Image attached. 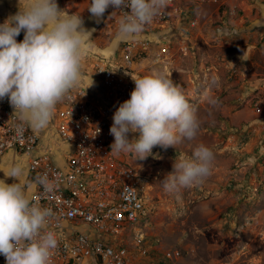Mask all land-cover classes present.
<instances>
[{
	"label": "clouds",
	"instance_id": "1",
	"mask_svg": "<svg viewBox=\"0 0 264 264\" xmlns=\"http://www.w3.org/2000/svg\"><path fill=\"white\" fill-rule=\"evenodd\" d=\"M170 0H90L88 11L99 23L109 7L130 8L118 22L116 39L139 38L168 7ZM24 33L23 40L17 37ZM80 15L60 9L57 0H19L18 11L0 24V100L7 98L17 114L18 127L46 129L57 106L70 98L81 83L86 49L92 34ZM223 37V30H218ZM130 98L113 114L111 154H131L146 159L156 146L176 147L197 137L200 120L181 87L164 73L133 78ZM211 83H216L215 78ZM92 86V84L90 85ZM89 86V87H90ZM88 88V87H87ZM210 103H215L209 98ZM129 139L130 134H136ZM214 152L198 145L191 157L175 160L173 171L161 181L164 190L179 194L198 186L211 174ZM14 183L0 179V255L6 264H52L58 238L51 228L55 212L32 200L33 183L51 191L54 181L47 173L32 181L21 162L3 172Z\"/></svg>",
	"mask_w": 264,
	"mask_h": 264
},
{
	"label": "built area",
	"instance_id": "2",
	"mask_svg": "<svg viewBox=\"0 0 264 264\" xmlns=\"http://www.w3.org/2000/svg\"><path fill=\"white\" fill-rule=\"evenodd\" d=\"M204 4L225 7L222 0H170L144 33L167 29L183 6ZM130 11L109 7L104 27L118 29L123 12ZM229 14L236 17L237 9H230ZM4 21L0 17V24ZM190 25L195 27L197 20H191ZM225 32L227 37L238 33L234 27ZM16 39L22 41V33ZM172 46L183 56L192 52L186 38L174 41L163 33L158 42L144 37L126 40L116 53L90 58L99 82L97 94L80 85L54 114L58 136L71 146L65 169L58 167L50 154L40 152L41 134L28 126L19 128L7 98L0 100V160L14 151L28 159L27 181L44 173L54 181L51 191L33 183L28 193L56 214L50 226L59 244L52 264H177L184 257L182 249L165 247L153 233V208L146 192L149 177L134 169L122 153L111 154L113 114L130 98L133 78L144 75L136 66L167 67V52ZM252 105L256 113L264 114V97ZM253 128L251 124L241 131L249 133ZM0 264H6L3 255Z\"/></svg>",
	"mask_w": 264,
	"mask_h": 264
},
{
	"label": "rangeland",
	"instance_id": "3",
	"mask_svg": "<svg viewBox=\"0 0 264 264\" xmlns=\"http://www.w3.org/2000/svg\"><path fill=\"white\" fill-rule=\"evenodd\" d=\"M111 30L115 37L117 28ZM146 68L145 75L159 71L181 87L200 120L192 141L166 149L156 146L143 160L122 153L134 169L149 177L146 192L153 208V233L165 247L183 250L177 264H264V114L256 113L252 105L264 94L247 90L239 98L241 86L230 85L226 74V82L213 86L205 92V100L197 102L194 94L204 92L190 70L183 72L185 80L166 67ZM232 72L235 76L234 68ZM251 124L253 130L243 138L241 130ZM133 136L138 133L129 139ZM200 144L214 152L211 174L198 186L167 193L161 181L173 171L175 160L191 157Z\"/></svg>",
	"mask_w": 264,
	"mask_h": 264
},
{
	"label": "crops",
	"instance_id": "4",
	"mask_svg": "<svg viewBox=\"0 0 264 264\" xmlns=\"http://www.w3.org/2000/svg\"><path fill=\"white\" fill-rule=\"evenodd\" d=\"M222 1L225 3L223 9L213 4L183 6L180 8L179 15L174 16L167 29L155 34L143 32L140 35L154 42H158L160 34L163 33L169 34L174 41L183 38L188 40L192 49L191 54L184 58L177 53L176 46L170 47L167 52L169 66L165 70L169 69V73H175V77L178 79L184 77L185 80L187 75H183V72L190 70L195 82L204 92L194 94L197 102L204 101L206 91L225 81L223 77L226 74L232 80L230 85L239 84L241 86L243 93L239 98L246 95L247 90L251 93L259 91L258 93L264 94V0ZM57 3L59 8L66 13L80 15L86 29H95L92 34L93 47L86 49L84 53L80 85L88 87L94 94H97L99 82L93 72L90 58L97 55L107 57L116 53L122 41H118L116 35L113 37V30H107L104 27L107 11L99 23L91 16L87 9L90 0H57ZM18 6L19 0H0V17L6 20L18 11ZM233 8L237 9L236 17L229 14V10ZM194 19L197 20V25L192 27L190 21ZM227 27H234L238 33L227 37V32H225ZM218 30H223V37L219 35ZM21 33L24 37V33ZM109 34L111 36H108ZM149 66L151 65L145 63L138 64L136 71L144 74L146 67ZM233 68L236 72L235 76L232 72ZM146 72L149 73L148 70ZM213 78L216 80L214 85L211 83ZM192 106L196 108L193 102ZM54 123L55 115L46 129L38 131L42 136L40 152L50 154L54 163L65 169L71 146L60 139ZM241 135L246 138L250 134L241 132ZM15 162H21L27 171V157L14 151L6 153L0 160V179H5L6 183L17 182L14 178H6L3 173L7 172L9 166ZM21 180L26 182L27 176L22 177Z\"/></svg>",
	"mask_w": 264,
	"mask_h": 264
}]
</instances>
